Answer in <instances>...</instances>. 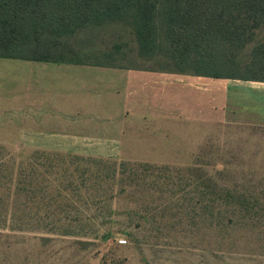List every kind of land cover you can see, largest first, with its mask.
Segmentation results:
<instances>
[{
    "label": "rangeland",
    "instance_id": "rangeland-1",
    "mask_svg": "<svg viewBox=\"0 0 264 264\" xmlns=\"http://www.w3.org/2000/svg\"><path fill=\"white\" fill-rule=\"evenodd\" d=\"M58 46L54 56L75 61L178 69L165 49L142 55L127 23L80 29ZM240 58L249 61V50ZM137 127L118 148L0 146V162L22 169L10 204L0 202V264H264V171L244 162L241 142L221 139L218 125ZM47 154L103 164L55 181L49 172L59 169Z\"/></svg>",
    "mask_w": 264,
    "mask_h": 264
},
{
    "label": "crops",
    "instance_id": "crops-1",
    "mask_svg": "<svg viewBox=\"0 0 264 264\" xmlns=\"http://www.w3.org/2000/svg\"><path fill=\"white\" fill-rule=\"evenodd\" d=\"M164 120L218 125L264 171V82L0 58V140L16 142L2 147H124L137 125Z\"/></svg>",
    "mask_w": 264,
    "mask_h": 264
},
{
    "label": "trees",
    "instance_id": "trees-1",
    "mask_svg": "<svg viewBox=\"0 0 264 264\" xmlns=\"http://www.w3.org/2000/svg\"><path fill=\"white\" fill-rule=\"evenodd\" d=\"M114 23L132 26L142 55L165 49L178 66L171 73L264 82V40L257 41L264 31V0H0V58L80 63L54 56L61 40ZM248 50L250 59L243 61L240 56ZM46 156L59 169L49 172L55 181L59 174L70 177L80 167L103 164L75 155ZM17 166L0 162V185L6 190L0 202L8 205L14 180L22 174ZM2 221L0 209V227Z\"/></svg>",
    "mask_w": 264,
    "mask_h": 264
}]
</instances>
